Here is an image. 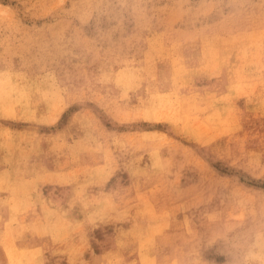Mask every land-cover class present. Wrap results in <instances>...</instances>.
<instances>
[{
  "label": "rangeland",
  "instance_id": "1",
  "mask_svg": "<svg viewBox=\"0 0 264 264\" xmlns=\"http://www.w3.org/2000/svg\"><path fill=\"white\" fill-rule=\"evenodd\" d=\"M3 213L26 264H264V0H0Z\"/></svg>",
  "mask_w": 264,
  "mask_h": 264
},
{
  "label": "bare ground",
  "instance_id": "2",
  "mask_svg": "<svg viewBox=\"0 0 264 264\" xmlns=\"http://www.w3.org/2000/svg\"><path fill=\"white\" fill-rule=\"evenodd\" d=\"M214 53L215 55L218 54V52L214 49ZM177 70V68H176ZM177 71H175L176 73ZM160 103V101L158 102ZM152 103H150L147 107L151 106ZM157 108V107H156ZM6 218H8V214L3 213L0 215V224L3 226H6L8 224V221L5 220ZM24 243L23 242H18L17 244H15V249L12 250V252L14 251V253H8V254H4V248L0 251V256L4 259H6L8 261L9 264H26V258H23V255L21 256H17V247L18 246H22ZM21 249V248H20ZM17 256L19 258V263H17V258L15 256ZM20 255V254H19ZM160 264H165V263H160Z\"/></svg>",
  "mask_w": 264,
  "mask_h": 264
}]
</instances>
